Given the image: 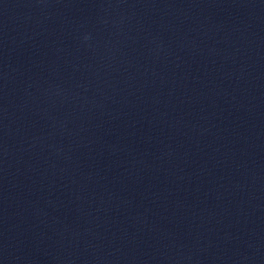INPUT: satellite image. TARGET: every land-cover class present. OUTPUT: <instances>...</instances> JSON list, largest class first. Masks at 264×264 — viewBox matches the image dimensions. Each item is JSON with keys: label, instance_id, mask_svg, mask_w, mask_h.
<instances>
[{"label": "water", "instance_id": "1", "mask_svg": "<svg viewBox=\"0 0 264 264\" xmlns=\"http://www.w3.org/2000/svg\"><path fill=\"white\" fill-rule=\"evenodd\" d=\"M0 264H264V0H0Z\"/></svg>", "mask_w": 264, "mask_h": 264}]
</instances>
